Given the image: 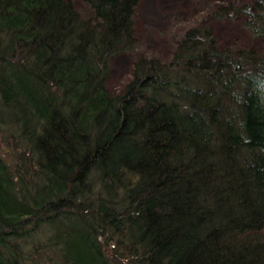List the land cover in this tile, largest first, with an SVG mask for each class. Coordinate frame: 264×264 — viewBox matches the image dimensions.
<instances>
[{
    "label": "trees",
    "instance_id": "obj_1",
    "mask_svg": "<svg viewBox=\"0 0 264 264\" xmlns=\"http://www.w3.org/2000/svg\"><path fill=\"white\" fill-rule=\"evenodd\" d=\"M0 0V264H264V0L138 43L143 0Z\"/></svg>",
    "mask_w": 264,
    "mask_h": 264
},
{
    "label": "rangeland",
    "instance_id": "obj_2",
    "mask_svg": "<svg viewBox=\"0 0 264 264\" xmlns=\"http://www.w3.org/2000/svg\"><path fill=\"white\" fill-rule=\"evenodd\" d=\"M248 0H143L136 14L138 43L128 53L113 58L112 73L107 87L112 95L120 94L133 78L135 60L141 56H153L168 61L179 40L192 26L211 19V12L231 2ZM82 11L85 5L75 0ZM214 33L223 47L252 45L264 51V36L251 37L241 18L211 19Z\"/></svg>",
    "mask_w": 264,
    "mask_h": 264
}]
</instances>
